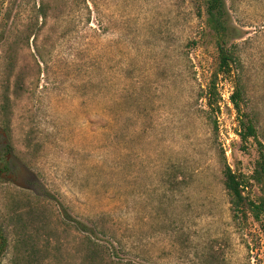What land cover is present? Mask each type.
<instances>
[{
  "label": "rangeland",
  "instance_id": "374dc122",
  "mask_svg": "<svg viewBox=\"0 0 264 264\" xmlns=\"http://www.w3.org/2000/svg\"><path fill=\"white\" fill-rule=\"evenodd\" d=\"M228 5L241 114L233 75L207 102L206 0H0V264H84L89 236L102 264H264V224L234 219L222 173L224 152L264 197L259 146L239 136L254 114L264 143V0ZM178 164L182 191L165 183ZM28 207L36 254L18 249Z\"/></svg>",
  "mask_w": 264,
  "mask_h": 264
},
{
  "label": "trees",
  "instance_id": "16d2710c",
  "mask_svg": "<svg viewBox=\"0 0 264 264\" xmlns=\"http://www.w3.org/2000/svg\"><path fill=\"white\" fill-rule=\"evenodd\" d=\"M228 5V0H206V25L210 28L215 36V42L219 53L218 73H215L214 78L209 84L207 92V102L210 107H215L218 104L220 91L218 87V74L234 76L236 79L235 91L232 95V101L239 111L242 113L241 102L246 93V86L244 83L245 69L240 52V44L235 41L232 15ZM44 17L47 16V8L42 9ZM217 127V121H214ZM242 143H247L251 138L254 139L258 146L260 157L256 162V166L252 178L261 186L264 193V143L259 139L258 120L254 114L240 115V131ZM224 158V167L222 169L223 182L225 189L230 196L231 211L234 219L248 221L252 217L255 221L264 224V197L253 199L247 193L249 181L245 179L243 174L237 173L231 165L226 161L225 153L222 152ZM177 169L176 174H172L165 179V183L169 184L172 189L179 191L187 185L185 167L182 164L174 166ZM21 211V210H19ZM18 211V221H23L21 230L22 237L19 238L20 251L26 250L30 254L40 252L39 247L36 246L33 239H30L27 228L28 222H33L36 215L32 207H28L26 212L20 213ZM12 219L14 216L11 217ZM84 227L85 224H83ZM85 231V230H84ZM107 233L105 230H102ZM85 242L84 250V264H102L103 250L101 243L89 236ZM6 241L0 244V262L2 252L6 246ZM207 264H218V256L213 252L206 255Z\"/></svg>",
  "mask_w": 264,
  "mask_h": 264
}]
</instances>
